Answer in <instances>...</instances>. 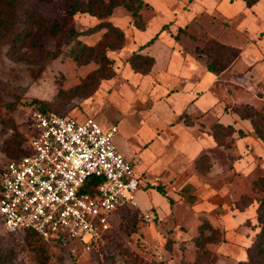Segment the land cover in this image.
Returning a JSON list of instances; mask_svg holds the SVG:
<instances>
[{"label": "rangeland", "instance_id": "rangeland-1", "mask_svg": "<svg viewBox=\"0 0 264 264\" xmlns=\"http://www.w3.org/2000/svg\"><path fill=\"white\" fill-rule=\"evenodd\" d=\"M194 1L144 0L143 22L146 28L150 25L145 37H150L163 27V35L175 41L174 36L182 27L184 31L180 32L182 36L178 42L194 52L196 44L200 48L205 45V50L210 47L209 52L200 49L199 57L217 60V53L221 49L211 41L208 31L222 28L224 32L227 30L225 38L240 39V30L234 27H240L238 23L247 17L251 9L244 7L238 12L235 26H230L228 19L223 13L220 15L217 8L211 15L205 8L193 18L181 21L179 15L189 10ZM202 4L209 7L210 2L200 0L199 6L202 7ZM29 13L34 15L29 18L30 23L37 19L32 23L35 33L15 43L16 50L13 52L16 57L9 54L11 42L3 36L9 28H4L6 23L0 26V39L4 41L0 44V177L10 161L25 153L30 132L28 118L35 107L44 105L48 112L81 117L89 109L90 103L100 99L94 95L101 83L120 77L123 65L129 63L128 59H121L116 50H109L111 58L112 51H116L114 56L120 57L119 64L114 59L112 66L115 75L111 79L101 80L100 85L87 83L88 77L101 67L98 61L102 47H97L93 52L89 49L79 52L75 43L81 38L89 44H96L100 34L85 36L73 34L72 31H87L100 20L88 13L69 14L64 0H16L9 13L13 15V20L10 16L6 20L13 24V36L24 33ZM113 17V23L117 22L125 32H131L127 35V42L136 41L134 31L137 28L131 13L120 6ZM178 19L185 24L175 27L179 25ZM56 24L58 30H55ZM251 26L247 25L252 29ZM190 34L195 35L196 39L191 38ZM258 36L263 37L261 34ZM242 37L244 42L243 34ZM162 45L165 46L164 43ZM73 47L77 49L72 51ZM250 55L224 72L223 80L215 91L223 99L221 102L231 107L230 111L238 107L254 115L264 129V119L259 115L264 114V62L260 64L264 61V49L259 54L251 50ZM103 67L102 74L112 73L111 65L104 64ZM98 74L96 79L100 76ZM246 105H252L259 113L255 115ZM106 110L109 118L118 115V110ZM245 123V130L236 133L235 137L222 130L218 146L199 158V168L198 160L181 174V177H185V174L194 176L198 183L196 188L186 182L182 189L181 177L174 179L171 185L145 180L148 186L144 189H150L152 182L159 183L165 187L167 196L173 198L174 203L170 204L167 197L160 201L153 198L157 206L142 204L136 209L118 210L113 214L116 215L111 232L77 253L37 238L30 232H8L0 220V264H264V255L261 256L259 248L253 244L258 240L262 227L258 221V208L260 198L264 196V140L255 132L251 120ZM118 125L120 130L115 138L121 148V145L125 146L123 141H126L122 127L127 125L134 131L139 122L130 117L127 124ZM122 150L125 151L124 148ZM140 195L145 203L151 202L148 190ZM150 198L152 200V196ZM144 212L156 217L148 221ZM206 223L211 227H202ZM211 234L214 239L208 240L206 237ZM252 244L250 260L247 248Z\"/></svg>", "mask_w": 264, "mask_h": 264}, {"label": "crops", "instance_id": "crops-1", "mask_svg": "<svg viewBox=\"0 0 264 264\" xmlns=\"http://www.w3.org/2000/svg\"><path fill=\"white\" fill-rule=\"evenodd\" d=\"M206 1L210 2L209 7H205L203 4L200 7V0H195L189 10L179 15V19L181 18L183 21L193 18L197 12L203 11L205 8L206 12L208 11L211 15L212 11L217 8L219 14L223 13L224 17L228 19L230 26H235L238 12L242 11L244 7L251 9L247 17L238 23L237 26L240 27H234L235 30H240L238 34L241 40L243 39L242 34L244 35V42L243 40L239 41L238 37L237 39L225 38L227 30L224 32L222 28H218V30L211 28L210 32L208 31L211 39L240 50V55L229 68L218 74L210 71L207 60L199 57L200 52H198L205 45L200 48L194 43L197 45H195L194 52L178 42L182 31H184L182 27H179L178 33L174 36L176 40L173 41L163 35V27L158 28L154 34L147 38L145 36L150 25L145 27L146 29L135 26L137 28L134 31L136 41L127 42V35L131 32L126 30V32L124 31L126 44L116 51L124 60L129 59L136 52L153 57L155 63L151 70L148 73H141L133 70L130 62L123 65L120 77L110 78L111 80L105 84L101 83L94 95L95 98L99 96L100 99L90 103L86 113L77 117L83 120L87 116H93L104 127L117 125V133L120 130L118 124H127L130 117H134L139 122L137 130L133 129L134 131H131L127 125L122 127V133L126 136V141H123L125 146L121 145L120 148L118 141L116 142L119 150L133 163L136 173L141 177V189L138 192L139 206L142 204L157 206L158 203L153 202V198H158L159 201L161 198L166 199L156 189L159 183L152 182L153 184L149 185L150 189H144L146 185L148 186L147 181L155 180L163 185H171L174 179L178 180L181 174H184L185 170L197 162L201 156L218 146L217 139L212 134L216 125L232 126L234 131L230 135L235 137L236 133L243 132V125L248 121V119L241 118L234 110L230 111V106L227 105V107L221 102L223 99L218 96L215 87L222 82L224 72L229 71L240 60L248 59L251 56V50H255L259 54L264 49V14L262 13L264 12V0H257L251 7L245 0L240 1L241 3L237 0ZM113 14L110 16L111 18L109 17L110 21H114ZM179 19L177 22L179 25L175 27L185 24V22L180 23ZM114 24L120 27L117 22ZM249 24L254 28L252 26V29L248 28ZM180 29L183 30L180 31ZM257 34H261L263 37L261 38ZM154 37V42L148 44ZM191 38L196 39V36L192 35ZM163 43L165 46L162 45ZM116 51H112L110 54L113 59L117 60L116 64H119L120 57L113 55ZM263 62L261 61L260 64ZM123 79L126 80L125 83H123ZM107 108L118 110V115L109 118L106 112ZM132 139L137 141H131ZM181 182L182 189L186 182L194 188L198 186L195 177L191 174L182 176ZM144 190H148V198L151 202L145 203L141 199L140 194Z\"/></svg>", "mask_w": 264, "mask_h": 264}, {"label": "built area", "instance_id": "built-area-1", "mask_svg": "<svg viewBox=\"0 0 264 264\" xmlns=\"http://www.w3.org/2000/svg\"><path fill=\"white\" fill-rule=\"evenodd\" d=\"M28 120L26 151L0 177V220L8 232L32 231L77 253L111 232L115 212L138 208L141 177L118 150L117 125L37 108ZM94 177L102 180L85 191Z\"/></svg>", "mask_w": 264, "mask_h": 264}, {"label": "trees", "instance_id": "trees-1", "mask_svg": "<svg viewBox=\"0 0 264 264\" xmlns=\"http://www.w3.org/2000/svg\"><path fill=\"white\" fill-rule=\"evenodd\" d=\"M246 1H247L248 6L251 7L253 4L256 3L257 0H246ZM15 2L16 0H0V26H3L6 23L5 24L6 27L4 28L5 29L9 28L6 31V33H4L3 36H5L7 39H10L11 47H10L9 54L11 53L13 57H16L15 53L13 52L16 50L15 43L20 39L25 40L26 38H30L35 33L32 30V28H33V24L37 20V19H34V21L32 22L33 24L30 23L29 18L31 15H33V13H29L27 17V28L25 31H23L24 33L14 34L13 36V24L12 22L7 23L6 20L9 19V16L13 20V15H9V13H11L12 6H14ZM64 3L69 11V14L71 15H74L77 13H88L94 17H97L100 20L99 23H97L95 26L90 27L89 29H87V31H76L75 29H73L72 31L73 34H78V35L80 34V35H85V36L100 32V38L98 42H96V44H89L85 39H81V38L77 39V42L75 43V45L79 48L78 50L79 52H82L84 49H89L91 50V52H93L97 47H102V50L100 53L101 54L100 61L95 59L96 61L101 63V67H99L95 72H93L88 77V80H87V83L94 82L95 84L100 85L101 80L112 78L115 75V70L114 68H112V66L114 65V59L108 55V51L121 49L126 44V34L124 30L114 25V23L109 20V17L113 14L114 10L117 7L123 6L131 13L133 24L138 28L145 29L146 24L143 22V16H142V10L145 5V2L144 0H64ZM42 22H43V19H42ZM140 22L142 23L140 24ZM40 28H43V27H40ZM58 29L59 27L56 24L55 30H58ZM102 29L104 31H101ZM182 30L183 29H180V31ZM33 38H35V36H33ZM69 38L71 39L72 36ZM154 40H155V37L151 39L148 44L154 42ZM211 41H213L216 45L220 47L221 52L217 53V60L214 59L213 57L208 58L207 65L210 71L218 74L221 71L228 68L235 61V59L240 55V50L234 49L226 44L218 42L215 39H211ZM1 43H4L3 38L0 39V44ZM75 47L72 48V51L77 49ZM205 48L206 46L202 48L201 50L208 51L210 47L207 48L206 50ZM226 53H228V55H225ZM128 61L130 62L132 68L136 72H141V73H148L151 70L153 64L155 63V60L153 57L144 55L141 53H137V52L132 54L129 57ZM104 64L111 65V69L113 70L111 74H108V73L102 74V72L104 71V67H103ZM97 74L98 76L100 75L98 79L95 78ZM246 107L249 109H252L255 115L259 113L255 109V107H253L252 105H246ZM35 108L42 110L44 112H48V110L46 109L44 105L35 107ZM233 110L236 113H238L241 116V118L251 120V123L253 125L255 132L262 140H264V129H262V127L259 125V120L255 119L254 115L247 114L243 112L242 110H239L238 107H233ZM259 115L261 119H264V114H259ZM222 130L226 131L227 134H232L234 131V128L232 126H223L219 124L216 125L212 130V134L217 139V141L220 138L219 134L222 133L221 132ZM199 165H200V160L199 162H197V168H199ZM101 180L102 178H97V177L90 178L88 182L86 183V185L84 186V190L89 191V192H94L96 184H98ZM156 189L162 195L167 197L170 204L174 203V200L170 198L169 196H167V191L165 190L164 186L159 184L156 186ZM258 221L262 224V227H261L260 232L258 233L259 234L257 237L258 240H256L255 243L253 244L255 245V247L259 248V253L262 256L264 255V251H263L264 250V196L260 198V205L258 208ZM208 226L211 227L208 223H206V225H203L202 227L207 228ZM28 232L34 234L37 238L42 239L34 232L32 231H28ZM206 238L208 240L209 238L213 240L214 235L211 234ZM51 243H55V242H51ZM55 244H58V243H55ZM253 244L247 248V254L250 260L252 259V255L250 251L252 250ZM197 245L200 247L201 244L199 243V241H197Z\"/></svg>", "mask_w": 264, "mask_h": 264}]
</instances>
